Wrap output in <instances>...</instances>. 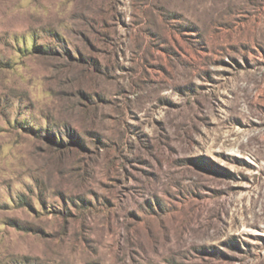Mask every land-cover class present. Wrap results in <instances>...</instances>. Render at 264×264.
Listing matches in <instances>:
<instances>
[{
  "label": "rangeland",
  "instance_id": "1",
  "mask_svg": "<svg viewBox=\"0 0 264 264\" xmlns=\"http://www.w3.org/2000/svg\"><path fill=\"white\" fill-rule=\"evenodd\" d=\"M0 264H264V0H0Z\"/></svg>",
  "mask_w": 264,
  "mask_h": 264
}]
</instances>
